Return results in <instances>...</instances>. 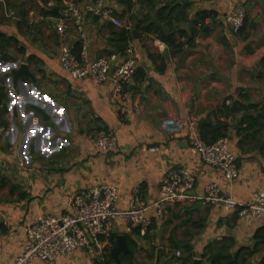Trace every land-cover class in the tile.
I'll return each instance as SVG.
<instances>
[{"label": "crops", "instance_id": "1", "mask_svg": "<svg viewBox=\"0 0 264 264\" xmlns=\"http://www.w3.org/2000/svg\"><path fill=\"white\" fill-rule=\"evenodd\" d=\"M48 1L0 0V120L6 126L2 139L9 153L27 162L26 170H7V156L0 153V264H13L23 250L26 226L33 217L66 212L72 194L96 185L117 186L121 207L129 205L137 186L141 199L157 198L163 174L171 166L188 168L197 176L190 190L194 197L202 195L211 180L240 201L264 189V0L127 1L118 14L122 27L90 18L91 57L118 51L122 30L129 31L135 43L139 67L129 87L135 114L127 124L118 111L112 80L96 85L87 78L73 79L62 67L60 39L52 16L44 10ZM178 4L187 9L188 20H173L174 32L199 29L189 43L186 36H177L178 43L185 44L181 50L170 48L155 31L168 32L169 12L159 19V11ZM238 4L245 5L247 18L236 34L225 16ZM205 11L210 12L205 21L209 32L195 22ZM22 64L32 76L13 74ZM236 102L241 106L234 111ZM35 116L39 124L33 126ZM190 116L198 118L206 142L212 144L219 131L230 138L240 169L237 180L226 181L203 162L191 149L186 129L171 134L163 127L170 117ZM101 127L120 130L116 151L103 153L90 142L89 135ZM154 222L144 237L140 231L127 234L120 219L113 241L112 235L93 238L94 256L76 250L52 264H117L111 252L119 235L128 236L131 249L121 253L122 264H183L190 255L188 264L196 258L209 264L204 261L208 255L203 256L208 246L215 251L209 256L212 264L230 250L253 247L264 227L261 219L186 198L171 204L165 218Z\"/></svg>", "mask_w": 264, "mask_h": 264}, {"label": "built area", "instance_id": "2", "mask_svg": "<svg viewBox=\"0 0 264 264\" xmlns=\"http://www.w3.org/2000/svg\"><path fill=\"white\" fill-rule=\"evenodd\" d=\"M127 1L137 0H50L47 4L53 12L54 8H59L57 14L50 15L60 39L58 55L62 67L73 79L87 78L96 85L112 80L114 97L124 124L131 123L135 114L129 91L139 67L135 43L129 38L124 50L93 58L89 53L87 27L89 19L96 17L122 27L118 14L122 3ZM15 14V11L11 12L12 16ZM225 18L232 32L240 33L247 18L245 5L238 4ZM32 124L38 125L39 117L35 116ZM163 127L171 134H179L186 129L191 149L203 162L218 170L226 181L233 182L240 177L237 155L231 149L228 136L206 144L196 116L170 117L164 121ZM5 130L6 126L0 120V153L7 156L3 167L9 170L18 166L20 170H26L27 162L8 152L2 139ZM89 140L99 151L110 153L118 149L120 130L101 127L89 135ZM151 150H158V147ZM196 181L197 176L190 169L171 166L163 174L157 198L151 201L141 199L137 186L127 207L119 205L120 191L117 186L96 185L79 190L70 197L66 212L39 213L27 223V242L13 264H52L76 250H85L94 256L93 238L111 237L114 225L120 219L125 223L127 234L136 235L140 231L139 234L146 237L153 228L154 219H164L168 207L185 198L221 206L240 217L264 221V189H256L251 200L240 201L223 192L218 181L211 180L207 182L205 192L194 197L190 190ZM176 255L180 257L181 251H177Z\"/></svg>", "mask_w": 264, "mask_h": 264}, {"label": "trees", "instance_id": "3", "mask_svg": "<svg viewBox=\"0 0 264 264\" xmlns=\"http://www.w3.org/2000/svg\"><path fill=\"white\" fill-rule=\"evenodd\" d=\"M50 1V0H49ZM48 1V2H49ZM44 9V8H43ZM185 9V6H182L180 4L178 5H175V6H164L163 8H161V10L159 11V19H160V16L163 14L164 11L168 10L169 12V15H168V21H169V29H168V32H165L163 29H159V28H156V32L158 33V38L167 43L169 45L170 48H177L178 50H181L182 47L185 45L184 42L182 43H178V38L177 36H181V35H184L188 38V43L192 40V38L194 36H196L198 33H199V29H197L196 27L192 30H190V32L188 33L187 31H185L184 29L182 28H179V31L176 33L174 32L175 31V27L173 26V20H177V21H187L188 20V14L187 13V9ZM46 13L48 14H55V12H53V10L51 9H44ZM175 13V16H173V14ZM183 15V16H181ZM210 15V12H203L201 14H198L197 15V19L195 20V22H197V24H201V29L202 31L204 32H209L210 31V28L207 24H205V21H206V17ZM166 19V17H163V20ZM5 38V42L4 44H9V39H7L6 37ZM119 40H120V43H122L123 45H118L117 47V50H124L125 49V46L129 40V38H131V34L129 31L127 30H122L120 33H119ZM3 44V45H4ZM137 73V72H136ZM239 102H236L234 104V106L232 107V109L234 111L236 110H239ZM241 106V105H240ZM250 120L252 121L253 119L250 118ZM250 120H248L250 122ZM252 122H250L249 124V128L252 127ZM223 127L224 128H227L228 125L227 124H223ZM202 134V132H201ZM222 136H226L224 133H221L220 131L218 132V134L216 133V137H215V140L213 141L216 142L218 138L222 137ZM203 139H206V134L205 132L203 131V136H202ZM205 141V140H204ZM205 143L207 144H211V142H206ZM257 237L260 241H264V227H262L258 232H257ZM115 239V237L112 235V241ZM233 244V243H232ZM232 244H230V246L228 247V249L232 246ZM224 249H227L225 247H223ZM207 249H211L212 251V248H210V246L206 247L205 248V251H204V254L203 256H207L208 253H207ZM125 257L127 255H124ZM193 259V255H190L188 259H184L183 261V264H188V261L192 260ZM209 259L211 260V257H209ZM238 263V259L236 258H232L230 254H225V255H222L220 258L218 259H215L214 261H212V264H237ZM239 264V263H238ZM260 264H264V260L260 263Z\"/></svg>", "mask_w": 264, "mask_h": 264}, {"label": "rangeland", "instance_id": "4", "mask_svg": "<svg viewBox=\"0 0 264 264\" xmlns=\"http://www.w3.org/2000/svg\"><path fill=\"white\" fill-rule=\"evenodd\" d=\"M9 152V151H8ZM13 157H16V155L10 153ZM256 239V237H255ZM257 240L258 237H257ZM256 244V245H255ZM258 244V245H257ZM255 249L256 253L251 254V250ZM235 251L230 250V255L232 258L238 259L239 264H260L264 260V241H257L253 244V247L247 248V247H239L237 249H234ZM108 251V249H106ZM215 251H211L208 253V258L205 257L204 261L211 264L209 260V256H213V253ZM237 263V264H238Z\"/></svg>", "mask_w": 264, "mask_h": 264}, {"label": "water", "instance_id": "5", "mask_svg": "<svg viewBox=\"0 0 264 264\" xmlns=\"http://www.w3.org/2000/svg\"><path fill=\"white\" fill-rule=\"evenodd\" d=\"M59 8L56 7L54 8V12L57 14L58 13ZM185 26H188V23L185 24ZM13 74L15 75H20V74H27V75H31V72L29 70V67L27 64H22L18 69L12 70ZM32 76V75H31ZM40 113L44 114L43 110H41L40 108H36ZM45 116V114H44ZM160 249L158 250L159 253ZM122 252H131V249L128 246V236L127 235H119L117 237V240L115 242V245L112 248V258L117 262V264H122L121 261V253ZM193 264H203L202 260L200 258H196L193 261Z\"/></svg>", "mask_w": 264, "mask_h": 264}]
</instances>
